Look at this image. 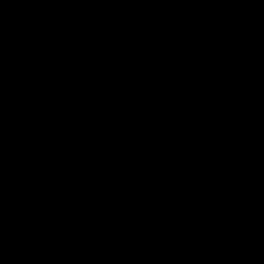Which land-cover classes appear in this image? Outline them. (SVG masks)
Segmentation results:
<instances>
[{
	"label": "trees",
	"instance_id": "trees-1",
	"mask_svg": "<svg viewBox=\"0 0 264 264\" xmlns=\"http://www.w3.org/2000/svg\"><path fill=\"white\" fill-rule=\"evenodd\" d=\"M59 1L0 0V264H264V0Z\"/></svg>",
	"mask_w": 264,
	"mask_h": 264
},
{
	"label": "rangeland",
	"instance_id": "rangeland-1",
	"mask_svg": "<svg viewBox=\"0 0 264 264\" xmlns=\"http://www.w3.org/2000/svg\"><path fill=\"white\" fill-rule=\"evenodd\" d=\"M6 1L11 6H17L18 4H20L26 0H6ZM39 1L46 4L47 6L58 7L60 9V16L61 17H64L70 11L69 6L64 4L62 1H59V0H39ZM49 34H50V28L49 27H41V28H38V29L34 30L33 32L29 33L26 38L31 39V40H38V39L45 38ZM8 61H10V59L6 55L3 47L0 46V62H8ZM49 81H50V79H49Z\"/></svg>",
	"mask_w": 264,
	"mask_h": 264
}]
</instances>
